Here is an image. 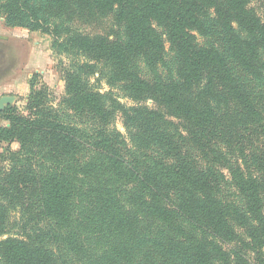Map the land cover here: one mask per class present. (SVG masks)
Here are the masks:
<instances>
[{
  "label": "trees",
  "instance_id": "trees-1",
  "mask_svg": "<svg viewBox=\"0 0 264 264\" xmlns=\"http://www.w3.org/2000/svg\"><path fill=\"white\" fill-rule=\"evenodd\" d=\"M250 1L0 0L7 26L61 39L73 58L62 73V105L98 125L88 135L60 121L32 84L26 114L0 110L3 264H264V175L224 159L220 148L238 153V130L257 125L264 136V123L223 56L192 34L212 11L230 59L264 77V20ZM86 14L111 16L123 38L77 32L72 19ZM157 28L176 58L169 83L156 71L165 49ZM138 57L153 83L140 76ZM95 77L137 105L94 89ZM146 100L165 112L139 104ZM117 114L125 135L113 127ZM224 169L242 206L225 198ZM17 210L18 223L10 219Z\"/></svg>",
  "mask_w": 264,
  "mask_h": 264
},
{
  "label": "rangeland",
  "instance_id": "rangeland-1",
  "mask_svg": "<svg viewBox=\"0 0 264 264\" xmlns=\"http://www.w3.org/2000/svg\"><path fill=\"white\" fill-rule=\"evenodd\" d=\"M31 1L38 2L40 0ZM248 7L254 10L257 17L264 20V0H251ZM72 20L71 27L83 35H98L109 41L123 38L122 30L114 24L111 16L103 17L97 14L94 16L86 14L76 16ZM203 22V32H192L196 37L197 43L203 47L215 48L223 56L227 65L238 77L240 84L257 108L260 118L264 123V77L252 75L250 72L241 70L230 59L227 38L223 30L216 24V17L212 11L209 12L208 17ZM157 31L164 41L165 49L163 61L157 66L156 71L164 83H169L176 80V58L174 52L170 49L164 30L157 28ZM59 40L52 35L40 31H31L21 27H9L5 24L0 14V99L2 97L13 98V102L5 105L4 108L13 106L20 113L26 114L24 111L30 95V84H32L35 89L42 88L45 90L46 102L60 121L78 127L85 134L92 135L94 130L98 128L97 123L92 117L89 115H78L62 105V98L65 92L62 73L67 69L73 58L62 52L58 46ZM260 54L263 57L262 51H260ZM135 62L140 76L149 83H153V74L143 58L138 57ZM16 81H19V83L15 84ZM90 83L99 92H108L113 100L125 107L137 105L127 98L120 89L113 88V90H110L104 80H97V77H95L90 80ZM139 104L147 106L150 109L165 112L163 108L155 106L151 100H146ZM168 120L175 124H180L176 119L168 118ZM113 127L125 135L122 120L118 114L114 117ZM238 132L241 140L233 141L232 145L237 149L239 148L240 151L237 153L234 151V147L227 148L222 144L220 148L227 154L223 158L229 160L231 163L236 162L237 159V164H242L244 170L251 172L254 177L264 175V136L261 129L257 128V125H249L241 127ZM5 147V144L1 145L0 152ZM11 149L17 150L18 145L12 144ZM193 151L197 152L194 153V157L197 158V161L200 160L199 162L201 163L199 164L201 166H204L205 162H209L208 159L201 157L197 148L193 147ZM204 151L207 152L205 149ZM244 161L247 162L246 165ZM222 172L231 183L224 185L222 188L225 198L230 203L234 202L242 206V199L234 184H232L227 170L224 169ZM236 204L234 205L236 206ZM20 217L21 215L18 210L10 213L12 222L18 223ZM17 230L15 228L10 232L14 234L13 232L17 233ZM0 264H3L1 260Z\"/></svg>",
  "mask_w": 264,
  "mask_h": 264
},
{
  "label": "water",
  "instance_id": "water-1",
  "mask_svg": "<svg viewBox=\"0 0 264 264\" xmlns=\"http://www.w3.org/2000/svg\"><path fill=\"white\" fill-rule=\"evenodd\" d=\"M13 102V98L11 97H2L0 99V110H3L5 105H9Z\"/></svg>",
  "mask_w": 264,
  "mask_h": 264
},
{
  "label": "crops",
  "instance_id": "crops-1",
  "mask_svg": "<svg viewBox=\"0 0 264 264\" xmlns=\"http://www.w3.org/2000/svg\"><path fill=\"white\" fill-rule=\"evenodd\" d=\"M20 81H21V79H20ZM17 83H19V81H16V83H15V84H17Z\"/></svg>",
  "mask_w": 264,
  "mask_h": 264
}]
</instances>
